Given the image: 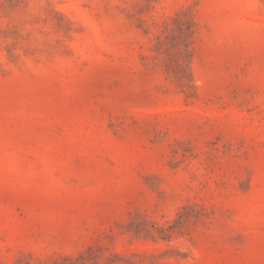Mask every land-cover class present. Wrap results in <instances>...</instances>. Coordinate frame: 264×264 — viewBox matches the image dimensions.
I'll return each instance as SVG.
<instances>
[{
  "label": "rangeland",
  "instance_id": "rangeland-1",
  "mask_svg": "<svg viewBox=\"0 0 264 264\" xmlns=\"http://www.w3.org/2000/svg\"><path fill=\"white\" fill-rule=\"evenodd\" d=\"M0 264H264V0H0Z\"/></svg>",
  "mask_w": 264,
  "mask_h": 264
}]
</instances>
